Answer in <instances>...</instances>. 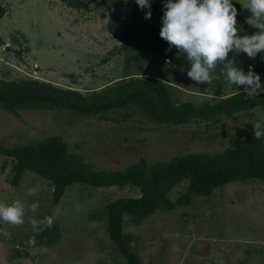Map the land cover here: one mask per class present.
I'll return each mask as SVG.
<instances>
[{
    "label": "rangeland",
    "instance_id": "374dc122",
    "mask_svg": "<svg viewBox=\"0 0 264 264\" xmlns=\"http://www.w3.org/2000/svg\"><path fill=\"white\" fill-rule=\"evenodd\" d=\"M2 2L8 13L0 22L6 42L0 43L1 78L35 77L87 91L125 73L156 74L176 85L179 101L195 102L214 100L244 88L240 85L237 89L224 74L216 72L210 83L196 82L187 75V69L173 66L168 58L162 61L154 48L142 50L140 59L127 64L126 51L107 28L108 11L101 0H90L89 8L74 7L63 0ZM134 3L124 2L129 19L133 18ZM242 3L241 14L246 18L250 13ZM146 11L137 6L136 20H147L155 26L163 9H153L148 19ZM13 36L20 37L21 43ZM155 43L162 52H179L174 46L169 51L168 42L156 31L149 45ZM9 44L12 48H7ZM261 81L264 84V75ZM19 112L20 117H16L0 108V143L24 144L49 132H60L71 149L78 146L99 169L120 168L140 156L152 163L190 151L222 150L238 144L237 134L242 129L264 119L262 106L235 117L223 116L217 123L195 120L178 126L158 125L137 108L107 114L117 122H96L70 110ZM126 114L131 116L124 118ZM12 164V157L0 153V201L21 199L26 205L39 201L40 206L35 212L26 210L23 224L0 222V264H128L106 231L105 204L121 196L138 195L137 186L74 183L62 200L53 204L49 179L26 170L21 183L14 186L9 182ZM31 187L37 191L29 193ZM185 187V182L175 185L170 197L175 199ZM48 215L54 217L56 235L52 242L22 246L19 241L35 233L31 218ZM124 228L135 234L132 247L142 264H264V180L230 182L209 196L195 195L191 204L157 210L141 224L128 218Z\"/></svg>",
    "mask_w": 264,
    "mask_h": 264
},
{
    "label": "trees",
    "instance_id": "16d2710c",
    "mask_svg": "<svg viewBox=\"0 0 264 264\" xmlns=\"http://www.w3.org/2000/svg\"><path fill=\"white\" fill-rule=\"evenodd\" d=\"M74 7L89 8L90 0H63ZM108 11L107 28L117 38L126 51V63L140 59V52L154 48L162 57L180 68L188 69L190 62L184 53L161 51L158 43L149 45L151 35L160 34L162 22L160 15L156 25L147 20L137 21V3L133 4L132 19L124 12L125 0H101ZM237 22L240 34L254 33L257 29L246 23L237 1ZM163 9V3H152V9ZM148 10V9H147ZM8 13V7L0 0V22ZM20 34V33H19ZM23 34V33H22ZM24 37V34L22 35ZM14 40L21 43L18 36ZM20 39V40H19ZM0 43L5 40L0 33ZM7 48H12L11 44ZM25 49H29L25 47ZM22 49L18 51L21 53ZM231 55V53H230ZM264 52L256 58L246 53L236 56L237 63L246 71L251 64L255 71L264 75ZM218 74L219 67L215 70ZM264 107V92L254 97L247 96L239 89L228 96L202 102L179 101L176 85L169 78L161 79L156 74L133 75L125 73L121 78L101 88L82 91L51 81L28 77L8 80L0 77V108L20 117L21 109L70 110L88 118L112 121L107 114L116 110L137 108L143 116L161 126H178L193 121L209 124L217 123L223 116L235 117L249 113L254 107ZM129 114L124 115L128 118ZM117 122V120H114ZM106 122V123H107ZM255 123V122H254ZM238 134V144L222 150L190 151L174 156L169 160L150 163L145 156L126 166L114 169H99L87 155L71 149L70 142L60 132H49L45 136L24 144L5 145L0 143V153L12 157V175L9 182L18 186L26 170L49 179L53 185L52 203H59L69 185L84 183L92 186H127L139 189L136 196H121L105 204L106 231L128 264H142L139 254L133 249L135 234L124 228L126 219L141 224L157 210H171L178 205L192 203L195 195L209 196L215 189L237 180H264V136H254L253 124ZM96 164V163H95ZM186 183L184 191L175 199L170 197L173 187ZM127 215V216H126ZM49 216V215H48ZM126 216V217H125ZM55 227H44L42 231L28 235L20 240L22 246H31L26 241L36 237V244L51 243L55 237ZM18 251V255H21Z\"/></svg>",
    "mask_w": 264,
    "mask_h": 264
},
{
    "label": "clouds",
    "instance_id": "9594fccd",
    "mask_svg": "<svg viewBox=\"0 0 264 264\" xmlns=\"http://www.w3.org/2000/svg\"><path fill=\"white\" fill-rule=\"evenodd\" d=\"M141 9H148L145 18L152 16L153 0H135ZM240 3L241 0H239ZM163 15L161 17L160 36L168 42L171 51L176 47L184 53L190 62L187 75L201 84L210 83L213 73L219 67L225 79L234 85H243V91L249 97L264 92L261 74L249 65L247 71L237 63L236 56L246 53L256 58L264 52V0H243V7L250 13L246 23L257 29L254 33L240 34L238 26V9L234 0H162ZM231 53V55H230ZM264 59V57H261ZM254 136H264V119L257 120L253 125ZM35 193L36 187L28 189ZM39 201L26 205L21 199L11 203L0 201V222L12 225L23 224L26 210L35 212ZM54 217L31 218L34 232L44 227H51ZM26 243L36 244V237H30Z\"/></svg>",
    "mask_w": 264,
    "mask_h": 264
}]
</instances>
